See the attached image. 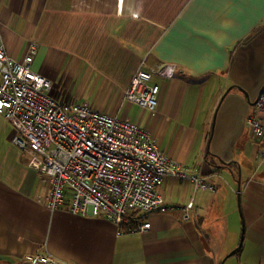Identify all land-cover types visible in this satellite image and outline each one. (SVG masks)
<instances>
[{"label":"crops","instance_id":"0c3cea01","mask_svg":"<svg viewBox=\"0 0 264 264\" xmlns=\"http://www.w3.org/2000/svg\"><path fill=\"white\" fill-rule=\"evenodd\" d=\"M0 34L17 60L37 43L32 67L59 101L137 123L214 185L167 175L151 228L119 235L103 216L47 204L48 184L0 112V264L37 252L70 264H224L240 243L237 253L264 251V140L247 122L264 85V0H0ZM163 62L178 71L154 78L156 109L127 101L142 64Z\"/></svg>","mask_w":264,"mask_h":264},{"label":"built area","instance_id":"2783aa9c","mask_svg":"<svg viewBox=\"0 0 264 264\" xmlns=\"http://www.w3.org/2000/svg\"><path fill=\"white\" fill-rule=\"evenodd\" d=\"M38 45L30 42L22 60L6 50L0 34V112L14 127L12 142L27 155L30 167L49 186L46 202L52 209L103 216L117 234L145 232L148 214L162 208L159 187L167 175L214 188L205 178L188 172L159 147L144 128L100 112L87 103H65L52 93L53 82L35 71ZM174 62L142 64L125 90V99L154 111L160 84L155 77L172 78ZM256 113L248 124L264 140V91L255 101ZM193 202L187 206L190 207ZM28 264H70L47 253H28Z\"/></svg>","mask_w":264,"mask_h":264},{"label":"rangeland","instance_id":"374dc122","mask_svg":"<svg viewBox=\"0 0 264 264\" xmlns=\"http://www.w3.org/2000/svg\"><path fill=\"white\" fill-rule=\"evenodd\" d=\"M239 216L242 218L240 212ZM224 264H264V251L256 250L254 246L248 245L242 252L231 254Z\"/></svg>","mask_w":264,"mask_h":264},{"label":"water","instance_id":"95a60500","mask_svg":"<svg viewBox=\"0 0 264 264\" xmlns=\"http://www.w3.org/2000/svg\"><path fill=\"white\" fill-rule=\"evenodd\" d=\"M229 90H230V88L226 91V93H227ZM263 91H264V85L262 86V88H261V90H260V94H261ZM239 187H240V186H239ZM238 201H239V205H240V207H241V195H240V193L238 194ZM243 231H244V229H243ZM243 236H244V233L242 234V239H243ZM240 247H241V243H240V245H239L235 250H233L229 255L234 254L237 250L240 249Z\"/></svg>","mask_w":264,"mask_h":264}]
</instances>
